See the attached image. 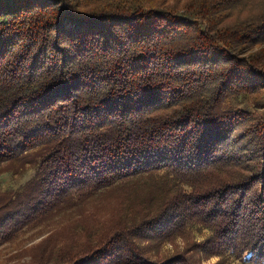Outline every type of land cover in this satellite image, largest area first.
I'll return each instance as SVG.
<instances>
[{"label":"trees","instance_id":"obj_1","mask_svg":"<svg viewBox=\"0 0 264 264\" xmlns=\"http://www.w3.org/2000/svg\"><path fill=\"white\" fill-rule=\"evenodd\" d=\"M167 1L0 0V163L43 149L27 189L0 197L3 240L146 171L190 189L88 251L46 248L31 264H196L188 251L228 250L264 264V110L233 104L261 101L264 0ZM186 220L211 235L163 262L145 256L148 234Z\"/></svg>","mask_w":264,"mask_h":264},{"label":"rangeland","instance_id":"obj_2","mask_svg":"<svg viewBox=\"0 0 264 264\" xmlns=\"http://www.w3.org/2000/svg\"><path fill=\"white\" fill-rule=\"evenodd\" d=\"M188 1L168 0L166 4L183 10ZM245 10L240 16L246 15L248 9ZM238 14L231 15L227 22L235 21ZM261 96V101L240 98L234 100L233 104L262 112L264 90ZM39 150H43L42 147L32 149L30 154L14 161L0 163V197L11 192L15 196L27 189L40 166V163H33L38 158ZM179 186L190 190L173 176L167 175L164 169L146 171L123 179L112 187L88 194L82 200L78 197L71 199L63 208L50 215L34 221L31 218L30 222L19 225L20 228L9 240H3L8 229V223H5L0 226V264H31L37 259L47 262L46 248L49 254L51 250L56 253L67 250L73 253L88 251L120 228L134 227L137 222L148 217L145 214L147 208L157 209L158 203L177 192ZM4 213L5 211L0 212V220ZM184 223L185 226L181 229L183 232L172 237L164 238L172 227L148 234L154 237L142 242L145 256L153 262H163L169 257L180 255L193 244L204 241L211 235V230L196 220H186ZM41 254H44L43 258L39 257ZM186 255L192 257L196 264H216L221 259H225L222 264H255L247 260L248 253L238 257L231 250L221 251L212 257L193 251H188Z\"/></svg>","mask_w":264,"mask_h":264}]
</instances>
